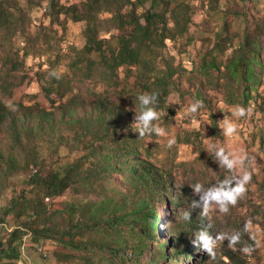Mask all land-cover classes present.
Here are the masks:
<instances>
[{"label": "rangeland", "instance_id": "rangeland-1", "mask_svg": "<svg viewBox=\"0 0 264 264\" xmlns=\"http://www.w3.org/2000/svg\"><path fill=\"white\" fill-rule=\"evenodd\" d=\"M129 1L133 6L122 8L120 15L97 14L102 21L98 35L101 53L108 58L116 51L118 38L129 36L131 9L136 17L148 11L164 15L173 38L165 40L163 47L157 41L154 67L174 74L168 96L162 102L157 100L161 118L154 123L165 128V136L141 138L136 133V97L147 93L145 83L149 82L140 80L141 68L122 66L110 72L102 66L98 54L85 50L86 22L76 20L85 10V0H0L12 20L9 28L0 30V102L14 119L27 109L45 111L52 119L46 131L32 137L20 131L19 147L10 141L8 121L2 124L0 151L5 155L13 151L22 165L28 163V168L21 170L20 166L2 178L0 215L12 198L19 204L37 199L30 186L34 174L43 178L79 161L85 174L91 176L90 180L82 178L86 184L73 183L59 196L45 199L39 220L29 218V212L18 220L12 212L7 215L0 223V238H8L17 227L27 235V245L18 260H0V264H264V0ZM48 3V12L40 13L39 6ZM108 4L113 2L109 0ZM99 5L102 7L103 1ZM110 9L114 11L112 6ZM160 29L159 24L154 25L156 40ZM243 45L257 54L246 102L242 98L245 82L230 72ZM71 99H78V104ZM195 100L202 106L189 113L187 109ZM98 101L110 104L119 113L110 126L114 141L123 139L126 143L121 145L134 147V155L158 168L168 184L160 201L151 206L159 216L155 242L144 245L140 238L144 228L126 215L137 206L141 195L126 182L124 171L105 170L104 163L88 167L90 160L84 158L83 148L92 135L84 134L79 122L68 121L70 115L80 118L89 113ZM235 105L246 109L244 117L233 115ZM224 117L238 126L232 137L223 134L220 121ZM170 139L174 141L171 145ZM220 147L230 157L242 158V165L227 170L215 155ZM244 172L250 180L236 204L229 205L227 212L213 204L203 213L200 196L229 177L239 179ZM196 183L202 185L199 193L193 191ZM121 201L126 205L114 216L116 232L106 231L98 224V220L109 217L106 203ZM99 205L104 209L94 212ZM185 212L189 213L187 220L183 218ZM42 226L64 231L71 239L65 236L60 240V235L52 232L46 237L35 236ZM202 228H207L215 241L214 255L192 243ZM236 232L240 241L235 246H228L227 239H216ZM115 237L126 246L124 262L101 244ZM160 244L166 248L159 250ZM108 245L114 247L113 243ZM246 247L251 251H242ZM132 248L140 249L138 257L132 256ZM184 248H192L190 258L169 262L173 249L178 253Z\"/></svg>", "mask_w": 264, "mask_h": 264}, {"label": "trees", "instance_id": "trees-1", "mask_svg": "<svg viewBox=\"0 0 264 264\" xmlns=\"http://www.w3.org/2000/svg\"><path fill=\"white\" fill-rule=\"evenodd\" d=\"M45 1V0H43ZM103 1L102 7H100V2ZM109 0H85V10L81 17L76 18L77 21L84 20L86 22V27L83 32V36L86 40L85 50L88 53H96L99 56V60L102 62V66L108 71L113 72L122 66L129 67H140L139 78L147 79L149 82L145 83L147 93L156 92L158 94L157 100L163 101V98L168 96L169 81L173 76L174 72H160L154 67V47H157V41L159 44L164 46V42L167 39H171L169 34L171 30L167 29L166 22L164 20V15L157 13L146 12L145 15L141 17L135 16V10L131 9L128 15V24L131 27L128 37L118 38V47L116 51H113L108 58L104 57L101 53V40L98 39L101 22L98 19V13L110 12L115 15L121 14V9L125 6H133L129 0H125L123 3L116 2V0H110L113 4H108ZM115 2V3H114ZM44 3V2H43ZM50 3L47 5V12L50 9ZM42 5L39 6V8ZM112 6L113 10L110 9ZM45 14V13H44ZM143 21V23L141 22ZM12 20L11 14L8 8L0 3V30L7 29L10 27ZM159 24L161 29L159 31V38L154 31V25ZM175 24L177 22L175 21ZM96 44V47H94ZM257 62V54L255 50L247 46L241 47V52L237 55L236 59L232 62L230 72L241 77L242 81L245 82L243 86L242 98L246 102L249 99L250 85L248 84L249 78L253 76V70L251 66ZM149 68V69H147ZM78 99H71V102L76 101L74 104H78ZM82 104V103H79ZM91 111L85 113L80 118H74L70 115L68 118L71 124L77 123L84 126L83 133L92 135V139L85 146L84 151L86 160H90V165L88 167H98L100 164H105L103 167L105 170L109 171H124L123 175L126 182L134 189L137 195H141L136 207L128 210L127 216L132 218L136 224H140L144 231L141 233V240L144 245L148 241L155 242L156 236L155 231L159 229V216L154 212L151 207L154 202L160 201L161 194L164 193L166 186H168L165 177L162 176L160 170L146 161H140V159L134 155L136 150L134 147L123 146L122 143H126L123 139L121 141H114L112 135L111 123L112 119L116 117L117 111L110 104H106L102 101L94 103ZM68 109L73 110L70 106ZM28 112H21L16 119L12 118V113L6 109V107L0 102V128L5 121L10 124V131L12 130V141L19 147L18 143L20 140V131L26 134L27 137H32L40 132L46 131L52 122L50 115L45 111L38 112L34 110L27 109ZM117 147H111L114 145ZM130 161H132L130 163ZM99 164V165H97ZM3 166L5 169L3 170ZM25 170L28 168V163L25 162L22 165V161L17 159L16 155L13 153L3 154L0 151V183L2 178L10 176L13 172L19 170ZM83 164L79 161L72 164H68L61 169L46 175L41 178L39 174H34L30 177V186L36 192L37 199H26L19 203H15L12 198L9 202V206L6 208L5 212L0 215V223H3L4 218L7 217L11 212L14 214L15 218L18 220L23 214L29 212V218L40 219V216L45 210L43 201L46 199H52L59 196L62 192L69 188L73 183H84L90 180L91 176L85 174V170L82 169ZM83 178V179H82ZM40 195L42 197H40ZM126 202V201H125ZM125 202H120L118 204H111V202L106 203L107 210L109 211V217L105 218L102 222L98 220L99 225H103L106 231H115V225L117 224L114 216L125 209ZM104 207L99 205V208H94V212L98 213L102 211ZM58 212H61L58 210ZM22 225V223L20 224ZM4 226V225H2ZM55 233L58 239L62 240L65 236H68V240L71 239L70 234L63 232H55L51 229L42 226L41 229L35 231L34 235L37 236H48L49 233ZM8 238H0V260H6L12 262L18 260L21 251H24L27 245L26 236L22 229L17 227L8 233ZM24 236V237H23ZM114 236V235H112ZM23 237V238H22ZM167 242H170L168 240ZM114 245L110 248L108 244ZM105 245L109 250H113V256L124 262V256L126 251V246L116 237L114 240H109L106 243H101ZM69 245V244H68ZM73 248V244L71 243ZM76 249L77 247L74 246ZM159 250H163L166 247L159 245ZM133 253L132 256L138 257L140 249H130ZM173 254L170 257L172 262H180V260H185L193 255L192 248H184L181 252H176L173 249ZM176 252V253H175ZM38 255L42 256V253ZM164 257V256H163ZM9 264V263H7Z\"/></svg>", "mask_w": 264, "mask_h": 264}, {"label": "clouds", "instance_id": "clouds-1", "mask_svg": "<svg viewBox=\"0 0 264 264\" xmlns=\"http://www.w3.org/2000/svg\"><path fill=\"white\" fill-rule=\"evenodd\" d=\"M157 97L158 94L156 92L151 93H140L136 97L138 112L134 116L136 133L138 137H144L145 135L156 134L158 136H165L167 132L164 127H161L159 124L154 123L155 121H159L161 118V113L157 109ZM202 106V102L200 100L193 101L187 111L189 113H195ZM246 114V109L241 105L234 106V113L237 118L244 117ZM220 123L223 126V134L226 137H232L237 133V124L224 117ZM174 141L169 140L168 143L171 145ZM209 148H215V145H209ZM216 157L219 159L220 163H222L225 168L229 171L234 169L237 166H241L243 163L242 158L230 157V154L225 153L223 147L217 148L215 151ZM250 180V176L247 172L239 178L235 179L233 177H229L225 179L220 186L213 187L205 191L200 196V201L202 204L203 213H207L213 204L218 206L221 212H227L229 205H235L237 200L243 196L245 193V184ZM202 185L200 183H196L193 185V191L196 193L201 192ZM183 218L187 220L189 218V213H183ZM247 224L245 225V228ZM196 239L192 241L194 245L197 243L199 247H201L204 251L209 255H214L213 248L215 241L212 239V236L209 234L207 228H202L195 233ZM216 239H227L228 246H235L240 241V233L236 232L230 236H220L218 235ZM242 251L249 252L250 248H243Z\"/></svg>", "mask_w": 264, "mask_h": 264}, {"label": "built area", "instance_id": "built-area-1", "mask_svg": "<svg viewBox=\"0 0 264 264\" xmlns=\"http://www.w3.org/2000/svg\"><path fill=\"white\" fill-rule=\"evenodd\" d=\"M45 2H48V0H45ZM47 5H48V4H44L43 7H40V9H41L40 13H42V14H43V13H47ZM38 251H39V252H43L41 248H38ZM44 257H45V254H44Z\"/></svg>", "mask_w": 264, "mask_h": 264}]
</instances>
